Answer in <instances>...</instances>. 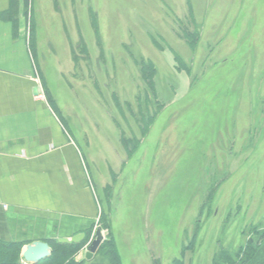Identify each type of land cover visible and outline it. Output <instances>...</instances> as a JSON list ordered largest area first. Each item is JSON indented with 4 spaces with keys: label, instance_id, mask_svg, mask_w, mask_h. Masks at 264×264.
<instances>
[{
    "label": "rangeland",
    "instance_id": "obj_1",
    "mask_svg": "<svg viewBox=\"0 0 264 264\" xmlns=\"http://www.w3.org/2000/svg\"><path fill=\"white\" fill-rule=\"evenodd\" d=\"M30 13L38 85L98 198L110 193L103 249L117 238L122 264L251 258L264 231V0H31Z\"/></svg>",
    "mask_w": 264,
    "mask_h": 264
},
{
    "label": "crops",
    "instance_id": "obj_2",
    "mask_svg": "<svg viewBox=\"0 0 264 264\" xmlns=\"http://www.w3.org/2000/svg\"><path fill=\"white\" fill-rule=\"evenodd\" d=\"M30 6L0 0V243L22 250L85 235L82 242L104 212L79 144L36 80Z\"/></svg>",
    "mask_w": 264,
    "mask_h": 264
},
{
    "label": "trees",
    "instance_id": "obj_3",
    "mask_svg": "<svg viewBox=\"0 0 264 264\" xmlns=\"http://www.w3.org/2000/svg\"><path fill=\"white\" fill-rule=\"evenodd\" d=\"M192 37V35H191ZM103 199H100L104 206V212L102 217L108 215L106 200H110L109 190H105L103 193ZM108 219V218H107ZM262 242L252 248L253 256L243 261L242 264H264V231L261 233ZM84 241V240H83ZM82 242L78 244H50L48 245L51 251L50 256L47 259L39 262L38 264H122L119 252L115 242L111 241L107 243V247L103 249V245L99 247L97 254H101L102 258L100 261H94L93 258L90 261L78 262L75 260L77 251L82 245ZM105 244V243H104ZM23 244H4L0 243V264H23L21 262V250ZM225 264H229L231 258L226 253L223 254ZM175 264H183L182 259H176ZM231 264V263H230Z\"/></svg>",
    "mask_w": 264,
    "mask_h": 264
},
{
    "label": "water",
    "instance_id": "obj_4",
    "mask_svg": "<svg viewBox=\"0 0 264 264\" xmlns=\"http://www.w3.org/2000/svg\"><path fill=\"white\" fill-rule=\"evenodd\" d=\"M85 235H77L70 240L63 239L60 242L64 244L78 243L84 239ZM104 238L102 235V229L98 227L94 233L93 240L86 248L85 259L90 261L98 251L99 247L103 243ZM51 254L50 248L47 243L37 241L29 245H26L21 252L22 261L25 264H38L39 262L47 259Z\"/></svg>",
    "mask_w": 264,
    "mask_h": 264
},
{
    "label": "flooded vegetation",
    "instance_id": "obj_5",
    "mask_svg": "<svg viewBox=\"0 0 264 264\" xmlns=\"http://www.w3.org/2000/svg\"><path fill=\"white\" fill-rule=\"evenodd\" d=\"M262 112H263L262 114H264V106L262 107Z\"/></svg>",
    "mask_w": 264,
    "mask_h": 264
}]
</instances>
